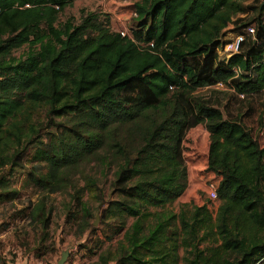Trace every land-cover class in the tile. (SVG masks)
Listing matches in <instances>:
<instances>
[{
    "label": "trees",
    "instance_id": "1",
    "mask_svg": "<svg viewBox=\"0 0 264 264\" xmlns=\"http://www.w3.org/2000/svg\"><path fill=\"white\" fill-rule=\"evenodd\" d=\"M75 1L0 0V202L19 197L10 176L26 156L41 162L26 181L55 193L91 155L110 166L107 146L122 159L117 196L104 201L91 174L85 188L107 205L105 241L123 237L117 246L98 245L94 264H264V145L241 116L230 120L196 95L232 80L239 96L263 93L264 0L236 36L251 26L255 34L227 60L219 57L221 38L249 0H140L133 35L94 12L61 22ZM25 45L27 54L16 57ZM203 123L208 169L221 176L216 219L207 205L164 210L188 188L184 141ZM134 128L137 146L128 142ZM50 214L41 199L30 218L46 231ZM0 264H7L1 248Z\"/></svg>",
    "mask_w": 264,
    "mask_h": 264
},
{
    "label": "rangeland",
    "instance_id": "2",
    "mask_svg": "<svg viewBox=\"0 0 264 264\" xmlns=\"http://www.w3.org/2000/svg\"><path fill=\"white\" fill-rule=\"evenodd\" d=\"M138 1L140 0H76L61 13L60 21L64 22L69 18L80 21L83 14L94 12L102 14L103 19L108 17L112 30L133 35L137 24L133 15L134 5ZM261 1H247L249 11L238 16L236 23L234 20L222 36L218 48L219 57L227 60L231 56L230 43L235 41L238 30L258 15ZM28 51L29 46L25 45L16 50L14 55L25 56ZM233 83L232 80L229 84L204 86L197 90L196 95L219 107L230 120L241 116L243 123L264 145V91L260 95L242 97L235 91ZM262 116L263 122L260 124ZM134 129L128 142L137 146L141 143V133L139 128ZM43 133H47V130H43ZM47 136L46 134L45 138ZM210 143L211 137L205 123L189 129L184 141L189 185L185 193L164 210L180 213L183 209L192 211L196 206L207 205L213 217L217 218L222 203L219 199H211L210 183H219L221 176L208 169ZM102 151L103 154L109 155L107 161L111 163L110 166L101 164L97 154L91 155L68 171L65 188L55 193L44 192L30 181H26L31 167L41 164L39 159L26 156L24 168L12 176L9 175L12 186L20 190L19 197L12 202H0V248L4 257L16 261V264H33L32 260L35 264H59L63 252L68 251L69 256L65 264H94L101 252L98 245L102 244L103 249L110 244L117 246L123 232L111 243L105 241L103 210L107 205L101 206L100 201L91 198L90 192L85 188V176L91 174L98 179L104 201H110L112 197L117 196L113 194L112 184L122 159L109 152L107 146ZM5 169L11 171L12 167L7 165ZM78 197L86 203L90 212H86L78 203ZM41 199H44L46 209L52 217L51 225L46 231H43L41 224L30 218L34 205ZM157 210L163 209H151ZM132 222L133 219H130V223ZM32 254L34 258H31Z\"/></svg>",
    "mask_w": 264,
    "mask_h": 264
},
{
    "label": "built area",
    "instance_id": "3",
    "mask_svg": "<svg viewBox=\"0 0 264 264\" xmlns=\"http://www.w3.org/2000/svg\"><path fill=\"white\" fill-rule=\"evenodd\" d=\"M133 15L136 16V12L135 11H134ZM247 34L248 35H254L255 34V28H254V26H251V27L247 28L244 33L238 34L236 36V38H235V41L232 42V43H230V50H231V53L232 54L238 52L240 43L242 41H244V39H245V37H246ZM217 188H218V184L217 183H215V182L210 183V196H211V199L213 201L216 200V199H218V191H217Z\"/></svg>",
    "mask_w": 264,
    "mask_h": 264
},
{
    "label": "water",
    "instance_id": "4",
    "mask_svg": "<svg viewBox=\"0 0 264 264\" xmlns=\"http://www.w3.org/2000/svg\"><path fill=\"white\" fill-rule=\"evenodd\" d=\"M68 256H69V252L68 251L63 252L62 257L59 260V264H65Z\"/></svg>",
    "mask_w": 264,
    "mask_h": 264
},
{
    "label": "crops",
    "instance_id": "5",
    "mask_svg": "<svg viewBox=\"0 0 264 264\" xmlns=\"http://www.w3.org/2000/svg\"><path fill=\"white\" fill-rule=\"evenodd\" d=\"M30 257V256H29ZM31 258H34V255L32 254L31 255ZM5 259L7 260V264H16V261H10V260H8L6 257H5ZM12 262V263H11ZM31 263H33V264H35V262L32 260L31 261Z\"/></svg>",
    "mask_w": 264,
    "mask_h": 264
}]
</instances>
